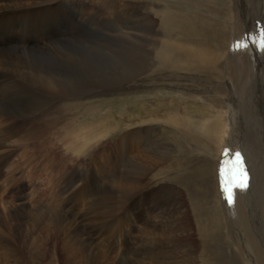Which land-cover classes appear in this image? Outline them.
<instances>
[{
	"label": "bare ground",
	"instance_id": "1",
	"mask_svg": "<svg viewBox=\"0 0 264 264\" xmlns=\"http://www.w3.org/2000/svg\"><path fill=\"white\" fill-rule=\"evenodd\" d=\"M29 1L0 0V179L11 177L5 167L16 166L9 164L17 154L8 150L14 143L21 148L18 160L39 166L44 158L52 170L49 185L31 198L32 207L20 193L17 211L4 204L0 260L5 263L0 264H25L26 253L33 264H60L54 253L59 239L73 264L78 258L89 263L105 255L104 245L89 232L100 230L105 196L98 194L107 192L96 190L97 181L91 178L93 186L88 184L76 197L79 204L56 209L51 134L58 121H69L70 128L74 100L109 87L128 101H139L147 114L141 127L134 119L125 122L124 112L117 121L114 191L109 194L116 213L115 264H264V51L234 48L258 20L264 23V0H219V6L208 0H133L130 20L124 14L117 19L123 40L112 49V69L102 68L100 61L91 63L92 51L53 49V0L27 5ZM74 4L67 0L63 6L81 13ZM64 58L73 62L64 63ZM53 69L67 75L59 72L63 78H57ZM215 96L218 108L210 113L208 101ZM53 98L60 103L57 115ZM193 99H201L204 109H197ZM68 131L75 140L91 134ZM29 139L35 142L32 150ZM226 147L244 152L252 175L248 189H235L232 205L226 204L219 184ZM212 149L213 159L207 162L203 153ZM165 173L185 187L193 218L180 188L162 180ZM47 198L46 206L37 203ZM253 198L257 221L250 220L248 209ZM86 200L91 203L87 208L80 205ZM88 213L90 221L85 220ZM24 217L38 229L33 239L31 230L24 235L11 223ZM10 233L16 241L8 240Z\"/></svg>",
	"mask_w": 264,
	"mask_h": 264
},
{
	"label": "rangeland",
	"instance_id": "2",
	"mask_svg": "<svg viewBox=\"0 0 264 264\" xmlns=\"http://www.w3.org/2000/svg\"><path fill=\"white\" fill-rule=\"evenodd\" d=\"M65 1L67 0H53V49L60 47L59 49L66 50L67 53H70V50L77 51L79 49L82 50V53L83 51L85 53H91L90 51H92L94 52V54L91 53V57L88 58L91 63H98V61H100L101 63H105H102V68L107 69L108 67H111L112 69V49L117 44L118 39L120 41L123 40V38L120 37L121 35H119L117 31V25H119L117 19H119V16L124 14L125 16H128H124V20H126V22L130 20V12L133 0H101L99 2H97L96 0H74V5H76L75 8L77 10H80L81 13H79L78 11H74L67 6H63L65 4ZM29 2L30 4L27 5H34L40 4L42 0H33ZM207 2L209 3V5L219 6V0H208ZM224 26H226L225 28H227L226 22H224ZM107 45L109 46L107 47ZM92 49H94L95 51ZM96 50L98 52H96ZM56 52L53 53V55L56 54ZM63 62L72 63L73 61L66 60L64 58ZM55 70L56 69H53V72L57 74V78H63V75H67L66 72ZM103 71H105V69H103ZM59 72H62L63 75H60L61 73ZM108 72L109 71H107L104 75L105 78H108L110 76ZM111 88H99L95 90V92L92 91L89 94L79 96L80 98L78 97V99H76L77 101L74 100V104L76 105H74L73 108L71 107V124L69 125V129H74L76 131L78 128L79 132L80 130H82L81 132H85V137L90 132L91 134L89 135L88 139H83L82 137H80L79 140H75L73 135H69V129H66V125L69 121H58L53 126V133L51 134L53 136L52 185L53 193L55 195L53 196V198H55V201H53V205L55 204L56 209L58 210L59 205H64L65 203H67L66 205L70 207L74 206V204H79L76 202V197L80 194L82 189H84L88 184L90 185L91 178H93L94 181H97L95 182L96 190L97 188H99L102 193L103 191L104 193L107 192V195L101 193L98 194V196H105L103 197L104 201L102 203L104 214L100 219V230L97 231L94 229L89 232L90 235H95V238L99 240L97 242H100V244L104 245L103 248L105 247L104 249L105 251H107L105 255H103L104 252H102V258L96 261H89V263H87L86 258L81 259L80 261H78V258L77 264H115V249L117 247L115 241L116 234L114 231V224L116 221V213L114 200L109 196V194L113 196L114 191L115 144L116 136L118 133L116 128L117 121L120 118V113L124 112V120H126L125 122L127 123H131V120L134 119V125L141 127L142 124H145L147 122L144 121L147 115L146 110L144 107H142V105H140L139 101L138 103L134 100L128 101V99H125V95L119 93L118 91H116V89ZM163 96H165L167 99L171 98L167 94ZM206 96H211V94H206ZM218 98V96H215L212 97L210 101H208L207 106L209 107L210 113L211 110H214V108H218ZM57 99L58 98H53V115H57V113L59 112L60 103ZM142 99L146 100V97H143ZM193 100L197 102V105L195 104V107H197V109H204V106H199V104L203 103L201 99ZM158 101H160L159 98H157V102ZM152 102H154L153 99H151V103ZM190 107H188L187 110H192V108ZM65 115H68L67 111L65 112ZM23 125L25 126L24 122ZM34 144V139L28 140V147L30 148V150L33 149V147L35 146ZM11 149H13V151L17 150V154H19V152L21 151V148L18 147L17 143H14V145L12 144L8 147V150L11 151ZM211 154H214L213 149L209 150V152H206L205 154L203 153V157H206L205 159L207 162L213 159V156ZM16 159L17 157L13 159L14 162L12 160L9 161L10 165H16L15 167H13V169L10 168L9 170V165L5 167L6 170L4 169V172L6 171L7 173L8 171H11L9 173H12L11 177L10 175H6V177L5 175H2L4 177V180L0 179V184L1 186H3V189H1L0 187V196H2L0 197V216L4 215V212H2L4 204H6L7 208L13 212L17 211L18 207H20V198L16 193H20V196L22 198H25L26 202L31 203V205L30 203H27V206L30 208L33 205V200H31V198L33 197V195H35L37 190L49 185V175L51 174L52 167H48L47 160L44 161L43 158V163H39L41 166H38L34 163L26 165L24 164L23 160L21 161ZM6 163H8V161ZM161 178L162 180L164 179V181H166L167 183L174 184L175 186H178L180 188L182 198H184L186 204L189 205L190 217L193 218L192 210L190 207L192 202L188 200V197L184 193L185 187H183L182 184L176 181L172 182L170 177L166 173L161 176ZM96 183H98V185H96ZM64 189H66L68 192H64ZM70 191H74L73 193H71L72 196L69 193ZM1 192H3V194ZM5 195L7 196V198H4L6 197ZM32 199H34V197ZM50 200H48L47 198L38 201L37 203L45 204L46 206V203H48V201ZM65 200H67V202ZM36 205H34L35 208ZM80 205L87 208L91 205V203L86 200L84 202H81ZM251 206H253L254 208H252ZM28 207L21 208V210L25 211V209L27 210ZM86 208H84L85 211L87 210ZM248 209L250 213V220H260V216H258L259 210L255 205L254 198L249 201ZM91 218L92 213H88L85 220L90 221ZM231 220V225H233V227L235 228H233L235 230L234 232H236V230L238 231L239 227L236 219L233 217ZM11 223L16 226L19 225L18 227L21 228V230L23 229L22 233L24 235L25 233L29 234L28 232H30L31 230L30 234H32L29 235V237L31 236V239H33L32 235L38 236L39 234L38 229L33 227V225L31 224L32 221L28 217H24L21 219L14 218ZM41 227L42 225L40 224V228ZM8 232H11L10 228H8ZM30 238L28 240H31ZM16 239L17 238L13 233L8 234V240L16 241ZM59 241L60 239L57 241L58 243H56V250L54 253L58 257H61L60 264H73L72 260L74 258H70V255L67 252H63V249H61L62 244ZM73 242H75L74 239ZM17 244L19 245V243ZM50 246L48 245L49 252L53 254V247L50 248ZM44 248L46 249L47 246L43 245V250H45ZM108 248H112V250L108 251ZM85 254L87 253H83L84 256ZM24 257H26L25 260L27 261H25V264H33L28 253H26ZM1 262L5 263V261L0 260V263Z\"/></svg>",
	"mask_w": 264,
	"mask_h": 264
},
{
	"label": "snow or ice",
	"instance_id": "3",
	"mask_svg": "<svg viewBox=\"0 0 264 264\" xmlns=\"http://www.w3.org/2000/svg\"><path fill=\"white\" fill-rule=\"evenodd\" d=\"M251 39L259 51H264V29L261 30L260 36H246L245 40ZM246 42L237 41L234 48L237 50L247 49ZM228 150L225 151V156ZM222 177V190L229 205L235 203V189L244 190L249 185V174L246 168L244 157L240 152H235L234 159L225 160L224 167L220 170Z\"/></svg>",
	"mask_w": 264,
	"mask_h": 264
}]
</instances>
